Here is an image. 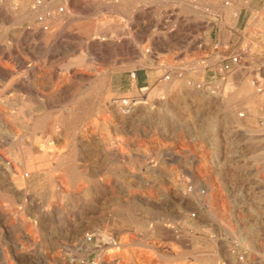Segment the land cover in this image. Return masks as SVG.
Returning <instances> with one entry per match:
<instances>
[{
  "label": "rangeland",
  "instance_id": "374dc122",
  "mask_svg": "<svg viewBox=\"0 0 264 264\" xmlns=\"http://www.w3.org/2000/svg\"><path fill=\"white\" fill-rule=\"evenodd\" d=\"M50 1L0 0V149L19 164L29 143L34 158L39 141L55 148L32 192L19 191L50 204L37 213L35 257L49 230L53 264H264V0H78L62 20L40 23ZM230 7L237 15L222 18ZM239 65L237 90L229 74ZM67 154L83 176L64 193ZM8 160L3 256L20 233L4 200ZM121 216L132 223L121 226Z\"/></svg>",
  "mask_w": 264,
  "mask_h": 264
},
{
  "label": "bare ground",
  "instance_id": "6f19581e",
  "mask_svg": "<svg viewBox=\"0 0 264 264\" xmlns=\"http://www.w3.org/2000/svg\"><path fill=\"white\" fill-rule=\"evenodd\" d=\"M48 2V1H47ZM200 2V1H199ZM231 2V1H230ZM235 2V0H234ZM202 3V2H201ZM221 4V3H220ZM231 4V3H230ZM233 4V3H232ZM231 4V5H232ZM237 4V3H236ZM235 4V5H236ZM249 4V2H248ZM72 5L76 8L79 6V1L78 0H66V3L63 4V0H51L49 3H46V5L42 8V13L43 15L40 17V23H44L45 21H50L49 18H52L54 20H62V18H64L65 16H67L69 14L70 8L72 7ZM199 5V4H198ZM218 5V4H217ZM238 5V4H237ZM240 5V4H239ZM216 6V5H215ZM223 6V5H222ZM219 7V5H218ZM237 7V6H236ZM252 7V6H251ZM229 11L228 13L231 15H237V10L233 11V9L230 7L228 8ZM220 11V9H219ZM220 13V12H219ZM72 14V13H71ZM241 14V13H239ZM255 15V14H254ZM32 16V15H30ZM237 17V16H234ZM253 17V16H252ZM39 19V18H38ZM221 19V18H220ZM236 19V18H235ZM238 20V19H237ZM56 22V21H55ZM58 22V21H57ZM56 22V23H57ZM234 22V21H233ZM238 22V21H237ZM60 24V22H59ZM58 24V25H59ZM62 27V26H61ZM42 29V28H41ZM62 29V28H60ZM90 30V29H88ZM87 30V31H88ZM60 31V30H59ZM92 32V31H90ZM38 34V33H37ZM42 34V32H41ZM103 40V39H102ZM112 43V42H111ZM117 45V44H116ZM98 46V45H97ZM120 46V45H119ZM106 47V46H104ZM115 47V46H114ZM100 49V48H98ZM93 50V49H92ZM2 69V68H1ZM7 76V75H6ZM2 77V76H1ZM170 77V76H169ZM174 81V80H173ZM172 85V84H170ZM169 87V86H168ZM56 88V87H55ZM88 89V88H87ZM3 92V91H2ZM91 92V91H90ZM88 95V94H87ZM89 96V95H88ZM92 96V95H91ZM114 101V100H113ZM2 102V101H1ZM108 103V102H107ZM74 104V103H73ZM125 104L124 106H127L129 104V102L126 100L124 101ZM113 105L116 106V108L118 109V112L121 114H127L129 112H126V110H122L121 109V104H119L118 102H113ZM81 106V105H80ZM85 105H82L80 107L79 111L84 112L85 107H83ZM77 107V106H76ZM127 108V107H126ZM112 109V108H111ZM99 111H104L103 109V105L98 107ZM113 110V109H112ZM71 111V110H70ZM73 111V110H72ZM114 111V110H113ZM128 111V110H127ZM143 111V110H141ZM74 112V111H73ZM106 112V111H105ZM88 114V113H87ZM140 114V113H139ZM146 114V113H145ZM149 114V113H148ZM69 115V114H68ZM86 115V114H85ZM107 115V114H106ZM75 116V115H74ZM77 116V115H76ZM141 116V115H140ZM70 117V116H69ZM134 117V116H133ZM147 117V116H146ZM138 118V117H137ZM143 118V117H142ZM70 119V118H69ZM120 119V118H119ZM144 119V118H143ZM35 120V119H34ZM37 121V120H35ZM45 121V120H44ZM3 122V121H2ZM119 122V121H118ZM142 122V121H141ZM36 123V122H35ZM66 123V122H65ZM44 122H38L37 125H35L37 128H42ZM56 124V123H55ZM45 125V124H44ZM118 124L114 125V123H112L111 128L114 131V133H117V126ZM134 125V124H133ZM34 126V125H32ZM122 126L125 128V126L122 124ZM36 128V129H37ZM55 128V125H54ZM35 129V130H36ZM52 129V126H51ZM40 130V129H38ZM55 130V129H54ZM131 130V129H130ZM42 131V130H41ZM45 131V130H44ZM128 131V130H127ZM12 133L17 134V132L12 131ZM53 133V132H52ZM119 134V133H118ZM120 135V134H119ZM122 135V134H121ZM19 136V135H18ZM35 136V134H34ZM42 136V135H41ZM113 136V135H112ZM16 138V137H15ZM14 139V138H12ZM18 139V138H17ZM39 139V138H38ZM113 139V138H112ZM31 140V139H29ZM14 141V140H13ZM54 141V140H53ZM108 141V140H107ZM112 141V140H111ZM109 141V142H111ZM20 142V141H19ZM26 142V141H25ZM23 141V143H25ZM28 143V142H26ZM39 144L42 147V153L39 156V158L36 157V154L34 158L33 154H34V145L33 143H29L28 145L23 146V148L21 147V152L23 153V157L22 161L18 162L19 164H15V162L13 161H9L6 157L5 154H3V150L0 149V264H3V258L7 256L8 261L10 262V264H53L52 259H53V246L52 242H53V236L51 231L49 230H45L43 232V244H42V249H40V253L37 255V257H35L37 250L33 247L34 245H36L35 243H31L32 241H34V238L36 237L35 235V230L34 227L37 223V218H38V211H42L44 213V215H47L49 213V202L47 201L46 204L41 205L39 203H36V200L28 198L27 194H21V192L19 193L20 190H26L28 192H32L31 189V181H32V175L33 173L37 172L38 169L41 168L42 165L46 164V166L50 165L52 162V159L54 157V155H50V151L54 148L53 143L49 140L44 141V142H40ZM114 144V143H113ZM140 144V143H139ZM19 145V143H18ZM1 146V145H0ZM109 146V145H108ZM113 147V146H112ZM16 149V148H15ZM20 149V148H19ZM18 149V150H19ZM55 149V148H54ZM53 149V150H54ZM76 149V148H75ZM17 150V151H18ZM139 152H142L141 149H138ZM40 152V151H39ZM115 152V151H114ZM17 153V152H16ZM107 153V151H106ZM143 153V152H142ZM20 154V153H19ZM40 154V153H39ZM52 154V153H51ZM58 154V158L61 157L62 152L59 151ZM108 154V153H107ZM5 155V156H4ZM22 155V154H20ZM149 155V154H148ZM17 156V155H15ZM56 157V158H57ZM55 158V157H54ZM3 159H5L6 161L8 160V166H9V170H10V176H11V181L10 183L12 184V192L8 195H6V197H4V200L7 201L8 203L11 204L10 207V212L12 214V220L9 221V225H11L12 227H15L17 230L16 232L20 233L17 234L16 236H14V234H11L9 236V241H8V247H6V256H3V220L6 217L7 219H9V217L7 216V214H5L3 212ZM17 159V158H16ZM112 159V158H111ZM56 160V159H55ZM65 160L64 162H60L63 163V165L65 164L66 169H64V172L62 173V177H59L57 182L59 184H61L65 190L63 191L64 193H68L69 192V184H73L75 182H78L79 180L82 179V174L81 172L78 171L77 168V158L74 155H65V157L62 159V161ZM58 161V160H57ZM51 162V163H50ZM108 162V161H107ZM48 164V165H47ZM55 164V162H54ZM56 168V167H55ZM61 168V169H62ZM61 169H59V171H62ZM28 170V173H26V171ZM56 170V169H55ZM42 171V170H41ZM46 171V170H45ZM58 171V170H57ZM47 172V171H46ZM64 174V175H63ZM53 175V174H52ZM43 178V177H42ZM9 180V179H8ZM9 182V181H8ZM55 182V181H54ZM56 183V182H55ZM78 184V183H77ZM79 185V184H78ZM83 186V184H82ZM55 188V186H54ZM62 189V188H61ZM56 191V190H55ZM58 191H61L58 189ZM27 192V193H28ZM57 193V192H56ZM62 193V191H61ZM52 194V193H51ZM53 195V194H52ZM51 195V197H52ZM54 197V196H53ZM51 199V198H50ZM42 200V198H41ZM52 200V199H51ZM19 202H21V204H18ZM54 203V202H53ZM19 205L24 206V208L26 209V213L22 212L21 209L19 208ZM52 206V205H51ZM55 207V206H54ZM122 211H125L129 209V207H125V206H121L120 207ZM145 209V208H144ZM54 211V210H53ZM130 213V212H129ZM128 215V214H126ZM41 216V215H40ZM53 216V215H51ZM44 217V216H43ZM121 226H125V225H129L131 220H129L127 217L121 216ZM131 217V216H129ZM5 218V219H6ZM47 219V218H46ZM142 221V220H141ZM39 222V221H38ZM7 224V225H8ZM45 224V223H44ZM140 224V223H139ZM6 225V226H7ZM5 226V227H6ZM46 227V226H45ZM11 228V227H10ZM48 228V227H47ZM22 230V232H21ZM68 231V230H67ZM66 231V232H67ZM73 231V230H72ZM75 231V230H74ZM65 232V233H66ZM12 233V232H11ZM6 235V234H5ZM66 235V234H65ZM80 236V233H76V236ZM84 235V233H83ZM97 235V234H96ZM7 236V235H6ZM74 236V235H73ZM92 234L89 235H84V239L86 240H92ZM38 238V237H36ZM66 238V236H65ZM41 239V238H40ZM57 239V238H55ZM75 239V238H74ZM59 240V239H58ZM6 241V240H5ZM39 241V240H37ZM41 241V240H40ZM59 242H57L58 244ZM64 243V242H63ZM60 244V243H59ZM121 244H124L123 242ZM6 246V245H5ZM57 247V246H56ZM60 247V245H59ZM62 247V246H61ZM164 248V247H163ZM57 250V249H56ZM61 250V249H59ZM58 254V253H57ZM145 254V253H144ZM262 255L264 256V253H262ZM34 257L38 260V262H36V260H34ZM56 257V256H54ZM175 257V256H174ZM173 257V258H174ZM180 257V256H179ZM61 258V257H60ZM64 258V257H63ZM177 258V257H176ZM264 258V257H263ZM181 259V258H180ZM179 259V260H180ZM62 261V260H61ZM64 261V260H63ZM168 260H166L167 262ZM59 262V261H58ZM57 262V263H58ZM173 262V261H172ZM66 263V262H65ZM79 263V262H78ZM100 263V262H99ZM79 264H87L86 261H81ZM151 264V263H150ZM163 264V263H162ZM238 264V263H237Z\"/></svg>",
  "mask_w": 264,
  "mask_h": 264
},
{
  "label": "crops",
  "instance_id": "0c3cea01",
  "mask_svg": "<svg viewBox=\"0 0 264 264\" xmlns=\"http://www.w3.org/2000/svg\"><path fill=\"white\" fill-rule=\"evenodd\" d=\"M227 12H228V10L224 9L221 17L223 18V16L226 15ZM237 28L238 27L236 25V26L232 27V30H237ZM199 35H202L201 32ZM205 36H206V34H205ZM239 38H240L239 36L235 37V38L231 37V39L229 38L227 40L228 47H227L225 42H219V44H216V46L214 47V50L217 49V52H219L221 50L222 46L226 45L225 46V53H227V55H228L227 58H228L229 55L234 54L235 49H236V43L239 41ZM211 41H212V39H211ZM263 43H264V41H263ZM251 47L254 48V51L252 53L253 56H251L248 61H249V67L251 69V73L252 72L254 73L257 65L259 64V60L257 59L256 53L258 52L257 50L260 47L258 45H256L255 41H254V45H252ZM227 58H225V59H227ZM229 77L231 78V85L234 86L235 89L240 90L241 87L243 86V81H244V77H245L244 72H243V66L242 65L237 66L236 69L229 74ZM247 109H248L249 116L251 117L252 111L254 110V108L250 105ZM251 120H253V118Z\"/></svg>",
  "mask_w": 264,
  "mask_h": 264
},
{
  "label": "built area",
  "instance_id": "2783aa9c",
  "mask_svg": "<svg viewBox=\"0 0 264 264\" xmlns=\"http://www.w3.org/2000/svg\"><path fill=\"white\" fill-rule=\"evenodd\" d=\"M237 63H239V57L238 56H234V57H232V64H225L224 66H223V71H225V70H231L232 69V67H233V65H235V64H237ZM133 77H137V73L135 72H133Z\"/></svg>",
  "mask_w": 264,
  "mask_h": 264
}]
</instances>
